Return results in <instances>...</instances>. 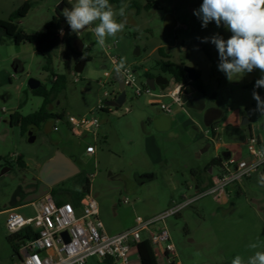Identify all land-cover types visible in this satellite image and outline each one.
Returning <instances> with one entry per match:
<instances>
[{
	"label": "rangeland",
	"instance_id": "obj_1",
	"mask_svg": "<svg viewBox=\"0 0 264 264\" xmlns=\"http://www.w3.org/2000/svg\"><path fill=\"white\" fill-rule=\"evenodd\" d=\"M66 1L72 5L76 3ZM135 1L141 6L146 4V0ZM61 2L31 0L32 8L20 21V26L28 33L43 31L44 23L53 17ZM202 3L198 0H155V7L149 11L141 10L139 15L128 9V3L122 5L126 8L128 23L117 37L107 38L105 48L99 47L89 28L79 33L84 45L83 56L92 57L79 74L74 71L79 61L76 54L68 60H61L60 48L53 52L51 71L66 78V89L58 95L53 108L78 118L97 117L100 128L96 135L87 132L74 135L65 121L57 118L48 119L39 127H29L24 135L18 126L9 122L11 113L20 105V113L29 115L43 104V98L32 94L29 80L37 79L50 88L53 77L51 71L43 69V58L35 53L33 45L18 46L4 38L0 44V211L18 204L17 211L21 215L35 214L31 204L19 205V192L25 191L36 176L39 179V165L59 150L79 167L83 177L90 180V194L98 203L100 220L106 232L113 235L133 227L138 216L147 220L182 202L184 196H194L193 174L205 182L211 181L207 167L218 152L216 142L204 136V132L209 130L213 138L211 127H207L205 122L206 109L218 107L224 113L218 124L217 142L227 141L233 132L237 140L245 132L249 137L250 127L259 134L264 117L255 111L257 102L253 99L252 89L262 73L254 69L231 82L225 74L222 83L212 75V63L201 46L211 50L218 64L219 54L210 39L204 42V38L219 34L227 40L232 33L223 24L217 27L214 21L206 28L202 27L201 18L194 15V10H198ZM23 4L24 0H0V19L7 20L10 12ZM114 9L118 11L119 8ZM116 18L118 21L121 19L119 16ZM113 44H116V49L111 54L117 56L118 63L122 57L127 58L125 69L134 71L141 87L146 84V71L154 77L164 75L171 84L174 83L172 77L157 68V63L163 60L160 48L177 66L196 69L207 93L205 110L187 108V113L183 112L186 115L184 119L168 132L159 131L155 123L150 122L163 113L159 107L149 103L151 97H133L129 88L122 106L99 110V102L113 99V94L118 91L112 76L105 78L102 68L104 64L107 70H114L107 59V48ZM137 49L141 53L136 58ZM261 91L264 92V87ZM178 111L182 112L174 107L172 114ZM243 117L250 119L248 126L241 125ZM236 123L240 124L242 131H233ZM54 126L59 128L58 132L53 131ZM32 133L36 140L31 143L28 139ZM88 146L96 148L95 154L87 152ZM20 155L28 165L25 170L16 162ZM247 155L244 146L238 157L246 159ZM7 165L12 166L10 170H6ZM216 172L215 166L214 174ZM235 188L237 186L233 185L230 192ZM64 189L81 190L75 186V180L67 181ZM246 191L247 194L233 198L240 206L235 216L227 215L228 208L220 209L212 196H206L178 215L166 219L164 223L176 246L177 259L183 260L184 264H213L219 257L216 247L222 238L233 243V250L241 248L245 238L235 236L238 230L236 222L247 218L251 213L249 204L254 205L253 199L264 191L259 172L248 180ZM5 222L6 215L0 212V264H16L18 258L7 241L9 233ZM243 225L250 227L251 221L247 219ZM162 227L160 222L153 229ZM147 235L142 233L143 238ZM158 261L159 264L164 262L161 257Z\"/></svg>",
	"mask_w": 264,
	"mask_h": 264
},
{
	"label": "built area",
	"instance_id": "obj_2",
	"mask_svg": "<svg viewBox=\"0 0 264 264\" xmlns=\"http://www.w3.org/2000/svg\"><path fill=\"white\" fill-rule=\"evenodd\" d=\"M113 49H116V44L107 48V59L112 69L118 64L117 56L111 54ZM114 73V70L109 71L104 67L105 78H110ZM122 76L125 92L129 88L133 97L150 96V103L159 107L165 114H172L174 107L187 113L188 88H185L184 84L169 82L157 93L158 88L152 90L147 84L141 87L134 71L128 68L122 71ZM56 79V76L53 77V81ZM253 89L261 91L262 87L255 88L254 84ZM119 95L118 88L113 94V99L99 102L98 109L107 110L109 106L106 103L116 100ZM104 97L107 98L108 94L105 93ZM55 115L59 117L57 119L65 121L76 134L87 132L96 135L100 128L99 120L95 116L78 118L65 115L58 109H55ZM54 131L58 132L59 128L54 126ZM204 136L214 141L209 130L204 132ZM245 146L248 154L246 159L232 152H228L226 158L221 155L217 157L220 159L216 165L217 172L212 173V183L208 188L197 192L193 197L184 196L182 202L175 203L172 208L155 217L144 220L138 216L131 229L117 235H109L106 232L100 220L98 203L90 193L85 195L79 206L71 202L58 203L50 193L31 203L35 210L33 216L21 215L17 211L18 207L5 209L3 213L6 215L5 224L9 235L24 231L30 236L20 243L16 264H88L91 260L100 263L130 264L131 250L136 249L144 240L151 243L157 257L164 258L169 264L175 262L177 254L164 223L166 219L178 215L183 209L206 196H212L219 204H225L230 197V188L236 185L241 189L255 173L259 172L264 182V122L260 126L259 134L250 133ZM87 152L95 154L96 148L88 146ZM160 222L163 227L154 230L153 227L156 228V224ZM64 232L68 233L69 241L63 236ZM144 232L148 234L145 238L142 236Z\"/></svg>",
	"mask_w": 264,
	"mask_h": 264
},
{
	"label": "trees",
	"instance_id": "obj_3",
	"mask_svg": "<svg viewBox=\"0 0 264 264\" xmlns=\"http://www.w3.org/2000/svg\"><path fill=\"white\" fill-rule=\"evenodd\" d=\"M203 2V0H198ZM109 3L113 8H120L122 5L128 3V9L135 10L139 15L141 10L149 11L155 7V0H146V4L141 6L135 0H109ZM57 9L52 19L44 26V30L35 33L26 32L21 26L20 21L24 19L32 8L30 1H27L23 8L13 12L7 20L0 19V44L4 38L9 39L15 45L30 44L34 46L35 53L43 58L45 71H51L52 55L53 52L60 48L59 57L61 60H68L73 57L74 54L78 56V60L83 58L82 51L84 45L79 39L78 35L71 31L67 24L66 18L62 15L63 9L71 8L72 5L67 3L66 0H62L60 8ZM63 30L61 35L60 30ZM203 52L207 55L212 63V75L217 78L219 83L225 80V73L218 70V63L212 57L211 50L206 46H201ZM159 54L163 58L161 62L157 63L162 73L168 74L177 83L184 84L185 88H195L199 95L207 98V93L204 84L201 79L197 83H192L187 73L184 71V67H179L172 61L170 57L164 53L162 48L159 49ZM88 62L92 61L90 56L85 57ZM200 73V72H199ZM52 77H57L56 81L52 82V86L47 88L43 84L36 90H32V94L36 97L43 98V104L39 110L29 115H22L20 105L18 109L12 115L13 124L18 126L21 130V134L24 135L29 127H39L42 123H45L48 119L59 118L52 111V105L56 101L58 95L66 89V78L63 75H56L51 71ZM146 78L154 77L149 71L145 72ZM252 89V88H251ZM254 89H252V92ZM256 91V90H255ZM257 92V91H256ZM218 124L212 125V135H216V127ZM219 158H214L208 167L216 166L219 163ZM17 163L20 167H26L23 156H18ZM69 180H75V186L81 188L80 191H74L70 189H64L65 183ZM91 182L87 177L82 176V172L78 175L58 184L51 190V195L58 203L71 202L75 206H79L82 199L86 194L90 193ZM68 194L67 199L62 194ZM22 205V204H19ZM18 206V205H17ZM36 236V234H34ZM27 232H19L15 235H8L7 241L10 244L15 255H18L20 243L29 239ZM141 264H159L158 257L154 251L153 246L148 240H144L136 247ZM171 264H176L175 262Z\"/></svg>",
	"mask_w": 264,
	"mask_h": 264
},
{
	"label": "clouds",
	"instance_id": "obj_4",
	"mask_svg": "<svg viewBox=\"0 0 264 264\" xmlns=\"http://www.w3.org/2000/svg\"><path fill=\"white\" fill-rule=\"evenodd\" d=\"M62 15L74 33L89 28L102 49L106 47L107 38L117 37L128 23L125 6L117 11L109 0H76L70 9H63ZM194 15L201 18L202 27L214 21L217 27L223 24L232 33L227 40L219 34L204 38V42L210 39L216 46L220 60L218 70L226 74L228 81L259 69L262 75L256 80L255 88L264 87V0H203ZM117 16L121 18L119 21ZM60 32L62 35L63 30ZM126 59L122 57L115 65L116 74H122ZM252 96L257 102L255 111L264 117V99L255 90ZM247 247L255 250L261 245L253 242ZM231 264H264V251H254L246 261L236 255Z\"/></svg>",
	"mask_w": 264,
	"mask_h": 264
},
{
	"label": "crops",
	"instance_id": "obj_5",
	"mask_svg": "<svg viewBox=\"0 0 264 264\" xmlns=\"http://www.w3.org/2000/svg\"><path fill=\"white\" fill-rule=\"evenodd\" d=\"M27 1H30L31 2V0H24V4L21 5L20 7L16 8V9H14V10H12L10 12V14H9V17H10V15L13 12H15V11L23 8ZM73 1L76 2V0H73ZM67 3H69V2L67 1ZM60 4L61 3H59V5L57 6V8L55 9V13H56V10L59 8ZM69 4L72 5L71 3H69ZM60 9H62V7ZM49 21L45 22L44 23V26ZM122 52H125V51L122 50ZM104 67L105 66L103 64L102 68L104 69ZM190 89H191V91H189ZM258 93H259L261 99H264V92L260 91ZM205 99L206 98H204L202 95H199L197 93V91L195 90V88H191V87L188 88L187 108H189V109L190 108H193V109L205 110V107H206V105H205ZM214 109L217 110V115H216V117L214 119L208 120L206 118V116H205V122H206V126L207 127H211L212 125L219 124L220 121L222 120L223 115H224V113L222 112V110H220L218 107H214ZM52 111L55 114V109L53 108V105H52ZM13 113H11V116L8 119V120H10L9 122L12 125H14L13 124V121H12V115H13ZM64 114L66 115V113H64ZM67 115H69V114H67ZM184 115L185 114L183 112H180V111H178V113H176V114H171V115L161 113L158 116L153 117V119H151L150 122L155 123V127L159 131L168 132V131L172 130L174 127H176L178 125L177 124L178 122H180L181 120L184 119ZM244 118L245 117H243V119ZM249 124H250V121H249ZM242 126H244V125H242ZM221 129H223V128H221ZM232 129L235 132L242 131L241 128H240V124H237V123H236L235 126H233ZM68 130L71 133H73L74 135H78V134L72 132L71 129H70V127L68 128ZM53 131H54V127H53ZM54 132H56V131H54ZM244 132L245 131H243V133ZM251 132H253V131H252V128L250 127V133ZM245 133H244L243 137H241L240 140H237L235 138L236 137V134L233 132V135L230 136L227 141H221V142L218 141L217 142V139H218V136H219V128H218V125H217V127H216V135H215V137H213L214 138V141L216 142L215 143V145H216L215 146V149L218 152L216 158L218 156H220V155L221 156H223L224 154L228 155V152H232L233 154H236L237 156H239L242 148L245 146V143L247 142V140L249 138L248 135H247L248 133L247 134H245ZM208 147H210V146H208ZM53 156L54 155L48 157V159L45 162H47ZM25 164L28 167L26 161H25ZM43 164L39 165V167H42ZM214 168H215V166L207 167V171H208V173L211 176H212V173L214 172ZM35 178H37V176ZM193 180L195 182V194L197 192H199V191L205 190L212 183V179L209 182H205L200 177H194V174H193ZM247 185H248V182L241 189L235 188L233 191H231L230 192V197H229L228 201L225 204H219L217 202L218 205H219V208L220 209L228 208L226 210V213H228L227 215H229V214L231 216L237 215V212H238L240 206H239V204L237 202L233 201V198L235 197V195L242 196V195L247 194V191H246ZM62 195L64 197H66L67 199L69 198V195L67 193L66 194L64 193ZM252 203L254 205L249 204L250 205L249 207H250L251 213L247 215V218L241 219L240 223L236 222L237 223L236 225H237V229L238 230H237V232H235V236L238 239L241 238V237L245 238V242H243V244L241 245V248H238V249L233 250V247H232L233 246V243H231L230 240L229 241L228 240L225 241L223 238L220 239V242H218V244H217L218 251H217V247H216V253L219 255V257H217L216 261L213 264H231V260L236 255H241L245 259V261H246L249 256H251V255L254 254V251H264V191L262 192V194L260 196H258L257 198H254L253 201H252ZM17 205L18 204H16L15 206H12L10 208L18 207ZM3 211L4 210H1L0 212L3 213ZM162 212H164V211H162ZM162 212H159V213L155 214L152 217H155V216L161 214ZM152 217H150V218H152ZM247 219L251 221V226L250 227H246V226L243 225L246 222ZM227 221H229V220H227ZM131 228H129V229H131ZM122 232H125V231H120V232H117V233H115L113 235H117V234H120ZM253 242H259L260 245H261V247H259L258 249H255V250L249 249L247 247V245H249L250 243H253ZM174 246H175V244H174ZM175 251H176V254H177V258H178V253H177L176 246H175ZM162 259L164 260L163 264H169L164 258H162ZM139 262H140V259H139V255H138L137 249H132L131 252H130V264L131 263L132 264H138ZM175 263L176 264H184V261L183 260L176 259L175 260ZM88 264H110V263H108V262L100 263L97 260H91Z\"/></svg>",
	"mask_w": 264,
	"mask_h": 264
},
{
	"label": "water",
	"instance_id": "obj_6",
	"mask_svg": "<svg viewBox=\"0 0 264 264\" xmlns=\"http://www.w3.org/2000/svg\"><path fill=\"white\" fill-rule=\"evenodd\" d=\"M60 9V6H59ZM134 56L137 58L140 56V50L137 49ZM88 63L87 59L81 58L75 65L74 71L75 73L79 74L82 73L85 69L86 64ZM17 71V70H16ZM184 71L187 73L189 80L192 83H197L200 78L201 74L194 68L185 66ZM113 81L117 84L120 95L114 101H108L106 104L109 107L118 108L124 104L126 101V92H125V85H124V78L122 74L114 73L112 75ZM29 88L31 90H36L41 86V82L37 79H30ZM146 84L152 89L156 90L157 88L163 90L168 84L169 80L164 75H159L152 78L146 79ZM249 118H244L242 120V125L247 126L249 125ZM29 142H34L36 140V135L32 133L29 136ZM225 158L228 156L226 154L223 155ZM80 173L79 167L67 156L64 155L61 151H57L56 154L45 162L39 172V185L38 188L27 194L25 198L22 200L21 204H31L36 201L41 200L44 196L51 193L53 187L57 186L58 184L78 175ZM63 236L67 241H69V236L67 232L63 233Z\"/></svg>",
	"mask_w": 264,
	"mask_h": 264
},
{
	"label": "flooded vegetation",
	"instance_id": "obj_7",
	"mask_svg": "<svg viewBox=\"0 0 264 264\" xmlns=\"http://www.w3.org/2000/svg\"><path fill=\"white\" fill-rule=\"evenodd\" d=\"M216 115H217V110H215L214 108L206 109L205 116H206V118L208 120L214 119L216 117ZM16 162H17V160H16ZM11 167L12 166H10V165L8 166L7 165L6 170H10ZM21 169L25 170V169H27V166L26 167H21ZM38 185H39V179L34 178L33 181L30 184L27 185V187H26L27 189L25 191L22 190V191L19 192V196H20L19 202H22V200L25 198V196L27 194L35 191L38 188Z\"/></svg>",
	"mask_w": 264,
	"mask_h": 264
}]
</instances>
